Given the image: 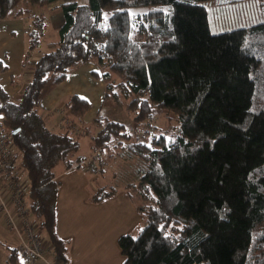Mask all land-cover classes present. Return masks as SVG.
I'll use <instances>...</instances> for the list:
<instances>
[{
  "label": "trees",
  "instance_id": "1",
  "mask_svg": "<svg viewBox=\"0 0 264 264\" xmlns=\"http://www.w3.org/2000/svg\"><path fill=\"white\" fill-rule=\"evenodd\" d=\"M59 1L0 0V20L28 21L27 56L46 36L45 12ZM209 1L63 2L58 39L34 64L20 100L0 83V133L13 134L17 166L29 180V214L53 244L56 264L70 262V242L55 226L57 177L98 149L135 177L126 173L133 181L119 189L98 188L91 202L122 189L144 216L119 239L123 264H264V20L214 33ZM87 62L102 71L104 100L126 105L137 122L129 129L99 110L90 156L80 140L88 129L72 132L91 109L87 99L67 98L61 130L48 126L39 106L48 85ZM157 110L170 114L165 126L148 140L134 137ZM6 247L8 264H20L18 247Z\"/></svg>",
  "mask_w": 264,
  "mask_h": 264
},
{
  "label": "crops",
  "instance_id": "2",
  "mask_svg": "<svg viewBox=\"0 0 264 264\" xmlns=\"http://www.w3.org/2000/svg\"><path fill=\"white\" fill-rule=\"evenodd\" d=\"M66 1L75 0H61L45 12L46 22L53 32L59 31L65 22L63 11L58 5ZM27 25L28 21L23 17L0 20V59L7 65V71L0 73V83L14 100H20L23 88L31 79L32 68L40 55L54 46L48 42L46 48L40 49L38 46L27 56ZM105 90L102 71L96 64L87 62L61 83L48 85L39 106L48 126L53 130H61L69 122L67 112L65 115L63 113L67 98L78 94L87 99L91 103V109L72 127V132H83L89 128L87 124L93 122L99 110L101 112V107L106 102ZM91 143L92 140L90 148ZM17 163L19 164L18 161ZM104 163L105 165H99L105 167L103 171L100 169V175L76 168L61 172L57 177L60 188L55 226L57 235L70 242L69 264H123L125 257L119 246V239L144 221V216L139 213L129 194L122 189L117 195L99 203L91 202L92 192L103 187L102 179L108 172L126 165L119 158L105 160ZM24 180L28 181L26 174ZM4 215L0 210V264H8L10 253L6 245L18 247L21 242V235L7 228ZM43 238L46 247L52 248L53 244L44 232ZM34 264H56L53 251L49 250L44 260Z\"/></svg>",
  "mask_w": 264,
  "mask_h": 264
},
{
  "label": "rangeland",
  "instance_id": "3",
  "mask_svg": "<svg viewBox=\"0 0 264 264\" xmlns=\"http://www.w3.org/2000/svg\"><path fill=\"white\" fill-rule=\"evenodd\" d=\"M76 1L80 3H86L88 0ZM257 2V0H211L207 2L210 26L212 31L214 33H219L228 29L248 26L263 21L264 12L259 9ZM39 12L40 10L38 8L34 9L35 14H38ZM46 31V36H44L41 43L39 44L40 49L46 48V45H48V42H50L51 40L58 39V31L53 32L49 26ZM114 80L119 81L120 78L118 76H114ZM125 106L123 104H115L114 102L107 100L101 107V114L107 115L111 120L123 122L127 126V128L134 130V128L137 127V122L134 119L135 114L126 109ZM63 113L65 115L66 111H63ZM169 116L170 114L167 113L166 110L154 111V114L148 119L149 125H146L145 123L139 124V132H135L134 137L143 138L142 136H144L145 139H150L157 133L156 129L158 127H161L163 125L165 126L166 121L169 120ZM90 123L91 122L87 124V126H89L88 133L82 134L80 136L81 153L84 155H89L91 151L90 141L96 129L95 126L93 127ZM14 150L17 154V161L19 162L20 154L17 149L14 148ZM90 159L92 158L90 157ZM98 160L99 159L93 158L91 162H93L94 165L99 166L101 163L98 162ZM103 164L105 165V163ZM107 168H109L108 165ZM130 169L132 168L127 165H125V167L121 169H111L105 176V178L102 179V185L105 187V189H111L112 187L117 189L121 188L124 181H133L129 180L131 179L129 178L130 176H127V174L134 175V172ZM100 173H98L97 175H100Z\"/></svg>",
  "mask_w": 264,
  "mask_h": 264
},
{
  "label": "built area",
  "instance_id": "4",
  "mask_svg": "<svg viewBox=\"0 0 264 264\" xmlns=\"http://www.w3.org/2000/svg\"><path fill=\"white\" fill-rule=\"evenodd\" d=\"M12 144V133H0V210L5 214L7 228L21 235V242L18 245L20 264H34L44 260L49 250L53 251V246L50 249L46 247L42 229L29 214L31 193L29 180H24L26 172L17 166V154ZM96 157L102 166L104 157L100 149L91 158L96 159ZM92 159L84 161L80 168L97 175L100 173V168L91 162Z\"/></svg>",
  "mask_w": 264,
  "mask_h": 264
}]
</instances>
